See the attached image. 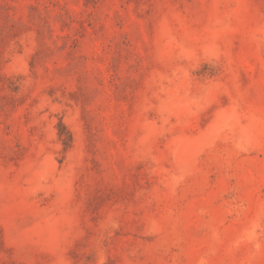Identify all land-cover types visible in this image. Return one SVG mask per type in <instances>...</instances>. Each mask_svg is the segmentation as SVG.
I'll use <instances>...</instances> for the list:
<instances>
[{
  "label": "rangeland",
  "instance_id": "374dc122",
  "mask_svg": "<svg viewBox=\"0 0 264 264\" xmlns=\"http://www.w3.org/2000/svg\"><path fill=\"white\" fill-rule=\"evenodd\" d=\"M0 264H264V0H0Z\"/></svg>",
  "mask_w": 264,
  "mask_h": 264
}]
</instances>
